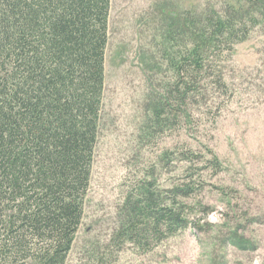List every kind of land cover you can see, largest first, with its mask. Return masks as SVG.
<instances>
[{"label": "rangeland", "instance_id": "rangeland-1", "mask_svg": "<svg viewBox=\"0 0 264 264\" xmlns=\"http://www.w3.org/2000/svg\"><path fill=\"white\" fill-rule=\"evenodd\" d=\"M231 1L111 0L92 175L66 264H264V16L220 61L225 88L196 109L179 108L159 54L170 16ZM150 195L187 226L136 237Z\"/></svg>", "mask_w": 264, "mask_h": 264}, {"label": "trees", "instance_id": "trees-1", "mask_svg": "<svg viewBox=\"0 0 264 264\" xmlns=\"http://www.w3.org/2000/svg\"><path fill=\"white\" fill-rule=\"evenodd\" d=\"M110 9L111 0H0V264L68 260L92 175ZM263 16L264 0H235L169 17L159 54L179 108L225 88L220 61ZM154 197L131 232L183 230V215Z\"/></svg>", "mask_w": 264, "mask_h": 264}]
</instances>
